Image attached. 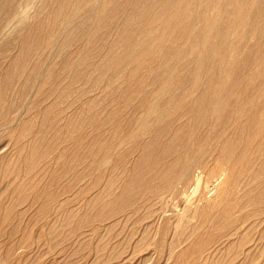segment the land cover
I'll return each instance as SVG.
<instances>
[{
    "label": "rangeland",
    "instance_id": "1",
    "mask_svg": "<svg viewBox=\"0 0 264 264\" xmlns=\"http://www.w3.org/2000/svg\"><path fill=\"white\" fill-rule=\"evenodd\" d=\"M183 1L0 0L1 264H174L200 218L159 230L185 207L170 175L153 177L174 160L167 142L190 143L205 174L222 139L237 144L205 180L227 183L214 206L257 170L264 183V0L243 27L226 0ZM232 215L244 219L176 264H264V203Z\"/></svg>",
    "mask_w": 264,
    "mask_h": 264
},
{
    "label": "bare ground",
    "instance_id": "2",
    "mask_svg": "<svg viewBox=\"0 0 264 264\" xmlns=\"http://www.w3.org/2000/svg\"><path fill=\"white\" fill-rule=\"evenodd\" d=\"M181 1H183V0H181ZM204 1L209 2V0H203V2ZM211 1H212V4L214 5L213 8L214 7H216V8L222 7V5H224V2H225V0H211ZM256 2H257V0H226L225 5H226V3H229L228 8L231 9V11H230L231 12L230 13V15H231L230 19L232 21L231 23L235 24L239 27L245 26L247 24V20L250 18V14H251L249 8L253 9V6L256 4ZM186 7L187 6L184 5L183 9L182 10L179 9V10L182 13H184V12L188 11V8H186ZM260 8L258 6L259 10H257V9L256 10L259 12V14H258L259 17L260 16L262 17V15H264V6H263V8H261V9ZM229 9H228V11H229ZM189 11H191V10H189ZM228 11H224V12H228ZM181 12L179 14H181ZM172 14H170V15H172ZM176 15H178V14H176ZM219 16H216L217 17L216 19L222 18V17L220 18ZM185 17H186V15H185ZM165 19H166V17H165ZM212 27H213V25L209 28V30H211ZM236 29H238L236 31L237 36H240V37L243 36L245 30H242L239 28H236ZM204 35H205V39H206V36L207 37L209 36V33L207 30L205 31ZM138 39L139 38H137V40ZM130 47H131V45H130ZM117 57H118V55H117ZM261 63L264 65V52H263V55L260 59V64ZM263 88H264V85H263L262 89ZM243 133H244V131L241 130L240 131V137L242 136ZM238 135H239V133L235 134V136H238ZM219 145H221V146L218 147V152H217V157H216V159H217L216 165L217 166L215 168L212 167L211 169H208V174H205L204 173L205 170L202 167H200V164H202L204 161L202 159L197 158L196 156H198V155H194V156L189 155V149H191L190 143L186 145L185 152H183V154L181 155V154L177 153L176 145L174 143L167 142L165 145V148H164V153L166 156L172 155L174 157V160L171 162L170 166L167 169V172H165L164 174L162 173L163 169L161 171H157V173H155V171H154L153 177L163 178V179L168 180V177L170 175V178H169L170 181H168V183H169L168 185L172 186L173 191H174L173 194H174L175 198L180 196V197L184 198V200H185V207L181 211L171 210V209L164 210V211L170 210L172 212L175 211L176 213L174 212L175 217L171 216V217H169L170 219H165L162 222V224L159 226V227H161L159 229L160 232L162 234H165L170 229L169 227H170L172 220H174V221L176 219H179V220L182 219L183 220L185 217L186 218H189V217H199L200 218V220L198 219L197 223H194V225H193V230H192L193 231L192 233L194 235L193 240L181 252H179V253L177 252L178 254L176 256L173 255L176 262L181 261L182 259L185 260L191 253H194L198 249L206 246L208 244L209 240L211 239V237H213L214 235L216 236V234L219 232H224V231L228 230L234 223H236L237 221L239 222L242 219H244V215H242L241 217H235L232 215V209L234 208V206L236 204H242L244 206L252 205L253 207H256V206H259V204L264 203V183H263L262 178H260L262 172L257 170L256 173H254V176L251 178V182H253V183H242L243 187L241 188L240 193L235 198H233V201H232V198L229 197V198H226L224 202H221L220 206H214L211 204V200L214 198V196L219 191V189L224 184H227V183H205V180H207L208 177H212L214 174L216 176L217 172H218L219 176L225 175V171L228 170V166L230 164H232V162L234 161V158H235L234 153H237V149H236L237 144L234 142H233V144L231 143L228 145L227 141H224V139H222L221 144L219 143ZM260 146L264 147V143H261ZM177 154L179 156H181L183 159H179L177 157ZM240 158L243 160V156H241ZM233 165H234V162H233ZM144 184H148V183H144ZM159 184L160 185L163 184V187L165 185L164 183H159ZM160 185H159V187H160ZM149 186H151V185H149ZM130 188L131 187L126 185V187L119 194H116L113 196V201L116 203H120V205L122 203H124L125 201H128L127 200L128 199V190H130ZM190 204H195L196 206L192 208L190 206ZM2 215H7V214H2ZM7 216L5 218H8ZM188 222H190V221H187L186 223H188ZM188 224H190V223H188ZM1 225H2V223H1ZM4 226H5V223H4ZM14 226H16V225H14ZM6 227L8 228V226H6ZM13 228H15V227H13ZM13 228H12V230L11 229H9V230L13 231ZM204 228L206 230H204ZM0 232H1V230H0ZM12 234H14V233H12ZM239 235H241L240 237H241L242 241L246 240V236H243V233H241ZM244 235H245V233H244ZM2 236H3V233H2ZM25 239H27V238H25ZM161 240H162V238H161ZM157 243H160L159 240L154 244L156 247H157V245H156ZM229 247H230V244L228 245V247L226 244L224 248H225V250H227ZM222 249H223V247L220 250H222ZM9 250L11 251L12 249H9ZM5 254H7V253H5ZM172 254H174V252ZM216 254H218V253H216ZM250 257H252V256H250ZM234 259L235 258H231V260H234ZM6 260H4V261H6ZM176 262L174 264H176ZM1 263H2V261L0 259V264ZM215 264H226V262L221 263L217 259Z\"/></svg>",
    "mask_w": 264,
    "mask_h": 264
}]
</instances>
